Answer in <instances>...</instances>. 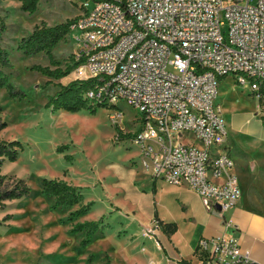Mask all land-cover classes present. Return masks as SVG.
I'll use <instances>...</instances> for the list:
<instances>
[{
  "label": "rangeland",
  "instance_id": "obj_1",
  "mask_svg": "<svg viewBox=\"0 0 264 264\" xmlns=\"http://www.w3.org/2000/svg\"><path fill=\"white\" fill-rule=\"evenodd\" d=\"M80 3L40 0L36 11L27 14L17 0H0L5 25L0 46L9 61L2 72L25 95L11 99L0 90V120L6 123L0 140L22 147L14 162L2 163L0 175L21 179L30 189L29 196L6 201L0 208V264H149L147 252L154 255L155 264L160 256L148 239L155 247L162 244L173 255L190 258V243L215 236L218 223L229 225L233 210L235 216L264 211V101L231 76L218 83L215 102L225 122L226 147L240 190L234 208L221 215L185 185L153 180L140 168L139 151L130 137H123L138 124L134 109L118 103L122 117L112 126L108 117L115 111L107 107L87 105L75 113L44 107L60 84L85 79L81 65L58 80L30 70L71 67L74 48L69 33L52 50L51 60L43 53L25 57L17 49L34 28L73 21ZM41 180H59L76 188L79 202L53 208V198L41 193ZM78 210L83 214L70 216ZM155 219L176 225L169 241L158 229L147 234ZM76 225L84 227L73 233ZM82 241L87 244L81 246Z\"/></svg>",
  "mask_w": 264,
  "mask_h": 264
},
{
  "label": "built area",
  "instance_id": "obj_2",
  "mask_svg": "<svg viewBox=\"0 0 264 264\" xmlns=\"http://www.w3.org/2000/svg\"><path fill=\"white\" fill-rule=\"evenodd\" d=\"M70 1L81 2L68 33L90 80L85 103L113 109L112 126L118 103L137 112L130 139L153 180L185 185L221 215L234 208L240 190L215 100L219 78L231 76L264 101V0ZM193 259L255 264L223 236L199 239Z\"/></svg>",
  "mask_w": 264,
  "mask_h": 264
},
{
  "label": "trees",
  "instance_id": "obj_3",
  "mask_svg": "<svg viewBox=\"0 0 264 264\" xmlns=\"http://www.w3.org/2000/svg\"><path fill=\"white\" fill-rule=\"evenodd\" d=\"M20 4V11L27 14H33L36 11L40 0H17ZM73 21L65 22L54 27H36L26 38L22 39L17 49L23 53L25 57H32L39 53L45 54L49 60L52 59L51 52L59 42L68 34L69 26ZM5 31V25L0 17V40L1 35ZM79 65L75 62L71 67L65 70L55 68L50 70L47 67L32 66L31 71L40 74L49 79H62L67 77L74 67ZM9 67V61L6 52L0 46V90L4 89L11 99L21 100L25 95L21 91L15 90L7 81V76L2 72L3 69ZM225 77L219 78V81ZM90 86V80H73L66 85L58 87L53 95L47 97L45 103L46 108L56 110H63L68 113H75L82 109H86L87 104L82 99L83 93ZM264 92V89H262ZM262 101V100H261ZM2 108L0 106V114ZM6 123L0 120V132L4 130ZM120 136H118L119 138ZM123 137H130L126 134ZM122 138V137H121ZM21 145L16 141L0 140V167L4 162H14L21 151ZM41 193L50 196L54 200L55 207L68 208L77 204L81 198L79 191L76 188L70 187L66 183L59 180H41ZM154 192V186H152ZM30 189L21 179H10L4 175H0V208L4 207V202L13 201L29 196ZM83 214L82 210L71 213L70 216H80ZM69 218V220L71 219ZM159 231L165 235H172L176 231L175 224H163L156 219ZM85 226L94 227L95 223H87ZM84 225H76L72 229L73 233L79 232ZM87 241H82L81 246H85ZM179 264H191L190 261L181 260Z\"/></svg>",
  "mask_w": 264,
  "mask_h": 264
},
{
  "label": "crops",
  "instance_id": "obj_4",
  "mask_svg": "<svg viewBox=\"0 0 264 264\" xmlns=\"http://www.w3.org/2000/svg\"><path fill=\"white\" fill-rule=\"evenodd\" d=\"M202 203L204 202L202 201ZM235 215V211L233 210V219H231L229 225L218 223V230L215 231V236L212 237L223 236L226 239H230L231 241L239 244L241 248L249 251L250 258L255 264H264V211H247L237 216ZM232 225H234L235 227H232ZM171 236L172 235H166L164 237H167V240L169 241ZM145 241L147 243H150L152 250L155 251V255H157L156 253H158L160 256L155 264H179L181 260L194 262L193 252L197 243V241L195 242V240L190 243V258H186L181 255L175 256L167 249H165L162 244L160 247L156 243L155 247L154 243L151 240L148 239ZM140 251L141 254H145L147 252L145 248L140 249ZM147 253L150 254V257L145 255L146 259L148 257V259L151 261L149 264H153V260L151 259V257L154 255L150 252Z\"/></svg>",
  "mask_w": 264,
  "mask_h": 264
},
{
  "label": "water",
  "instance_id": "obj_5",
  "mask_svg": "<svg viewBox=\"0 0 264 264\" xmlns=\"http://www.w3.org/2000/svg\"><path fill=\"white\" fill-rule=\"evenodd\" d=\"M214 209L216 210V211H219V208L216 206V207H214Z\"/></svg>",
  "mask_w": 264,
  "mask_h": 264
}]
</instances>
